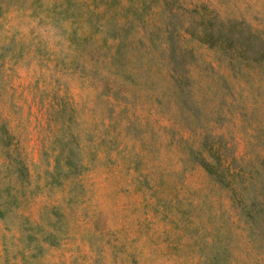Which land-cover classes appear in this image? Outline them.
Returning a JSON list of instances; mask_svg holds the SVG:
<instances>
[{
    "label": "rangeland",
    "instance_id": "rangeland-1",
    "mask_svg": "<svg viewBox=\"0 0 264 264\" xmlns=\"http://www.w3.org/2000/svg\"><path fill=\"white\" fill-rule=\"evenodd\" d=\"M58 99L86 164L73 188L43 184ZM202 137L264 181V0H0V153L38 184L0 217V264H264L187 153Z\"/></svg>",
    "mask_w": 264,
    "mask_h": 264
},
{
    "label": "trees",
    "instance_id": "trees-1",
    "mask_svg": "<svg viewBox=\"0 0 264 264\" xmlns=\"http://www.w3.org/2000/svg\"><path fill=\"white\" fill-rule=\"evenodd\" d=\"M52 19H54V24L59 26L61 18L57 15L56 18ZM88 19L90 21V18ZM92 26L94 27V22H92ZM65 35L68 41L73 44H77L81 39L72 26L69 30H65ZM58 102L56 103L57 107L53 109L56 122L54 133L48 145L49 158L52 161L49 162L50 167L45 168L42 173L43 184L46 186L55 184L54 186L59 188H73L74 183L71 178L78 176L86 164L82 162L84 158L83 147L72 132V111L70 114L67 113L69 109H66L63 101L58 99ZM203 137L196 146L190 144L187 147L188 155L202 166L212 180L230 193L229 197L235 203L237 219L243 223L244 228L257 230L264 238V181L249 177L248 174L244 173L243 165L240 166L239 170L233 172L230 169V164H224L221 156L212 151L213 148L205 146ZM91 154L92 152H88V155ZM0 155V180L3 182L0 185V217H2L7 210L18 204L21 197L32 192L38 184L29 181L28 166L16 153L12 154L5 148L1 149ZM72 198V191H70L62 197V200L68 203V200ZM50 207L51 219H44V225L47 227L40 228L38 232L39 238L49 243L54 241L55 233L58 230L54 217L56 205L51 204ZM23 230H33V232L27 231L20 234L26 240L29 241L33 238L31 235L35 239L37 238V234H34L37 233V230L33 226L22 224L20 231Z\"/></svg>",
    "mask_w": 264,
    "mask_h": 264
}]
</instances>
